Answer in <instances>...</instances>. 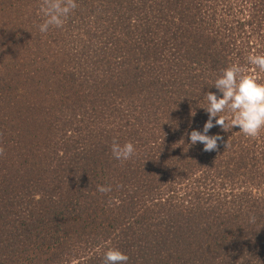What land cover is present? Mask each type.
<instances>
[{"label":"trees","instance_id":"16d2710c","mask_svg":"<svg viewBox=\"0 0 264 264\" xmlns=\"http://www.w3.org/2000/svg\"><path fill=\"white\" fill-rule=\"evenodd\" d=\"M41 2L0 0V264H264V128L188 136L222 69L264 83V0Z\"/></svg>","mask_w":264,"mask_h":264},{"label":"clouds","instance_id":"9594fccd","mask_svg":"<svg viewBox=\"0 0 264 264\" xmlns=\"http://www.w3.org/2000/svg\"><path fill=\"white\" fill-rule=\"evenodd\" d=\"M75 0H42L40 9L44 20L38 25L40 32L45 33L49 27H62L65 19L76 9ZM248 63L264 73V54H252L248 56ZM214 86L222 95L217 96L213 92L206 93L207 106L203 109L208 114V119L203 125V131L192 130L188 133L189 143L203 144V151H215L218 141L223 137L219 134L208 135L214 126H219L227 131L234 126L246 137L255 138L264 128V83L258 82L257 78L246 74L243 67L231 65L221 70L214 80ZM224 113V115H220ZM194 115V113H193ZM213 118L215 123H213ZM135 148L131 142L120 144L113 142L111 153L114 159L121 163L130 160L135 155ZM4 149L0 148V155ZM97 191L108 193L111 186L97 185ZM254 219V218H253ZM103 264H127L129 257L116 248H108L102 257Z\"/></svg>","mask_w":264,"mask_h":264}]
</instances>
